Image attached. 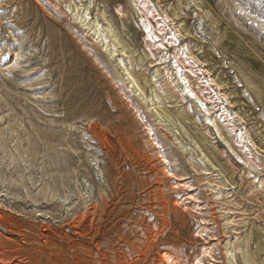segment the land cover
<instances>
[{
    "label": "rangeland",
    "instance_id": "rangeland-1",
    "mask_svg": "<svg viewBox=\"0 0 264 264\" xmlns=\"http://www.w3.org/2000/svg\"><path fill=\"white\" fill-rule=\"evenodd\" d=\"M0 239L264 264V0H0Z\"/></svg>",
    "mask_w": 264,
    "mask_h": 264
},
{
    "label": "bare ground",
    "instance_id": "bare-ground-1",
    "mask_svg": "<svg viewBox=\"0 0 264 264\" xmlns=\"http://www.w3.org/2000/svg\"><path fill=\"white\" fill-rule=\"evenodd\" d=\"M94 26V25H93ZM99 26V25H98ZM98 26H96V27H92L91 29H93L95 32L97 31V28H98ZM97 33H98V31H97ZM148 34V36L150 35V33H147ZM153 38V37H152ZM103 40V39H102ZM105 43H107L108 45H107V47H109L110 48V52H111V54H114V53H116L117 52V50L115 49V47L114 46H112L109 42H107V38H104V40H103ZM189 93H191V92H189ZM208 103V102H207ZM105 132V131H104ZM124 192V191H123ZM91 229H93V228H91ZM65 236V235H64ZM72 236V235H71ZM1 240V239H0ZM9 240V239H8ZM96 242V241H95ZM101 242V241H100ZM62 243V242H61ZM70 245V244H69ZM8 249V248H7ZM6 249V250H7ZM10 249V248H9ZM41 249V248H40ZM11 251V250H10ZM116 256V255H115ZM123 257V256H122ZM117 261V260H116ZM123 261V260H122ZM6 263V259H4V258H0V264H5ZM120 264V263H119ZM198 264V263H197Z\"/></svg>",
    "mask_w": 264,
    "mask_h": 264
}]
</instances>
